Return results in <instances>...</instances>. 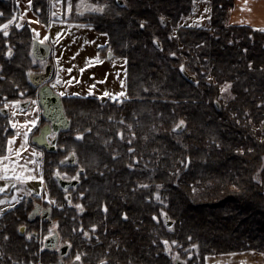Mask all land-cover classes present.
Listing matches in <instances>:
<instances>
[{
  "label": "trees",
  "instance_id": "obj_1",
  "mask_svg": "<svg viewBox=\"0 0 264 264\" xmlns=\"http://www.w3.org/2000/svg\"><path fill=\"white\" fill-rule=\"evenodd\" d=\"M93 1L102 12L68 20L109 35L100 49L127 59V98L63 97L71 126L42 161L47 192L0 215V264H207L264 253V29L229 24L233 0H210L209 26L181 25L194 0ZM31 5L48 24L51 0ZM19 12L17 0H0V13ZM24 33L5 63L0 107L6 94L37 96ZM8 126L0 115V156ZM72 153L75 163H63ZM57 174L80 182L65 190ZM37 202L50 219H30ZM53 222L70 246L64 256L44 246Z\"/></svg>",
  "mask_w": 264,
  "mask_h": 264
},
{
  "label": "rangeland",
  "instance_id": "obj_2",
  "mask_svg": "<svg viewBox=\"0 0 264 264\" xmlns=\"http://www.w3.org/2000/svg\"><path fill=\"white\" fill-rule=\"evenodd\" d=\"M197 2L200 6L197 18L194 20L189 17L185 24L209 26L210 0ZM17 3L20 8L17 14L21 15L18 20L24 19L37 38L52 45L50 61L54 74L50 85L59 95L95 96L113 102L127 98V59L115 54L110 56V51L100 49L108 44L109 35L97 31L93 26L68 20L74 12H102L104 4L93 0H51L50 22L45 24L34 13L29 0H17ZM24 20L18 22L19 28L23 26ZM229 85L223 88L224 100L231 96ZM24 103L14 100L9 105V120L14 135L9 141L8 154L0 156V193H6L0 197V215L15 207L29 194L41 196L47 192L43 162L38 157L44 155V152L33 142L35 132L31 131L34 126L32 121L39 122V114L35 103L27 107H24ZM45 200L54 202L49 196ZM56 226V222L51 224V234ZM62 244L60 241L58 250ZM74 261L73 259L63 264ZM207 264H264V253L244 251L210 255L207 257Z\"/></svg>",
  "mask_w": 264,
  "mask_h": 264
},
{
  "label": "water",
  "instance_id": "obj_3",
  "mask_svg": "<svg viewBox=\"0 0 264 264\" xmlns=\"http://www.w3.org/2000/svg\"><path fill=\"white\" fill-rule=\"evenodd\" d=\"M52 53V45L48 42H44L39 38H36L33 43V56L38 60H48ZM110 56L114 55L113 51H110ZM53 75V64H49L46 69L42 72H32L30 74L31 81L39 87L38 95L40 104L43 108V114L50 123L45 125L38 135L33 137V141L39 146H46L48 150L55 151V145L50 146V139L52 134L60 133L61 131L68 130L71 126V120L67 116L65 111V105L63 97L59 95L49 83L43 84L46 80L50 79ZM54 140L53 143H55ZM76 161V156L72 153L68 158L63 160V163L74 164ZM57 180L60 186L67 190L69 187H75L79 184L80 180L78 178L69 179L66 176L57 175ZM41 214V205L37 204L35 208L30 213V219L33 220ZM52 208L49 207L45 209L42 213L43 220L51 217ZM60 235L56 231L49 235L45 241L44 245L48 249H54L59 245ZM70 249L68 243L63 244L60 247L61 255H66ZM72 264H79V260H76ZM176 264H184L180 260H176Z\"/></svg>",
  "mask_w": 264,
  "mask_h": 264
},
{
  "label": "flooded vegetation",
  "instance_id": "obj_4",
  "mask_svg": "<svg viewBox=\"0 0 264 264\" xmlns=\"http://www.w3.org/2000/svg\"><path fill=\"white\" fill-rule=\"evenodd\" d=\"M18 16H20L21 17V15H19V14H5V13H0V24H5V23H7L10 19L12 20V23L11 24H8V27H7V29H0V80H4V79H6L7 77L5 76V74H4V72H3V70H4V67H6V65H5V63L6 62H8V60H11V59H16L17 58V52H18V43H19V41H18V39H19V37L20 36H22V33L23 34H25L24 33V31H30V32H32V33H34V31L32 30V27L30 26V24H28V22H26L24 19H19L18 20ZM22 20H24L23 21V26H21L20 28H19V26H18V22H20V21H22ZM27 36V35H26ZM37 37L35 36V33H34V35H33V38H32V45H31V60H32V62H31V66H32V68L31 69H29L28 70V72H27V77H28V81L31 83V85L34 87V88H36V91H37V96L35 95V96H33V93H31V92H28L27 94L25 93V91H23L22 93H21V95H22V97L21 98H10V95H8V94H6L4 97H5V99H6V103L4 104V105H2L1 107H0V115H2V116H4V117H7V119H8V121H9V126H8V128L7 129H9L10 130V128L11 129H13V127H12V125H11V123H10V120H9V117H10V107H9V105H10V103L12 102V101H20V102H22V103H24V107H27V106H29L31 103L32 104H36V111H37V114H39V122H36L35 124H34V126L32 127V132H35L34 134H33V136L34 135H38L40 132H41V129L45 126V125H47V124H49L50 123V121L47 119V118H45V116H44V114H43V108H42V106H41V104H40V100H39V95H38V90H39V87H37L32 81H31V78H30V74L32 73V72H42V71H44L45 69H46V67L51 63V61H50V58L48 59V60H38V59H36L34 56H33V43H34V40L36 39ZM11 49V55H8V53H9V50ZM53 74H54V71H53ZM52 78H53V75H52V77L50 78V79H48V80H46L43 84H45V83H51V80H52ZM13 81H14V79H13ZM18 89L19 87H18V84H16L15 85V89ZM27 89V88H26ZM25 95H27V96H30V97H23V96H25ZM13 131H14V129H13ZM58 134L59 133H57V134H52L51 135V137H49V139H50V143H49V145L50 146H53V144L55 145V148H56V150L55 151H57V149H58ZM54 140H56L55 141V143H53L54 142ZM36 145L37 146H39L37 143H36ZM42 150H43V152H44V155H39L38 157H39V159H40V161H43L44 160V158L46 157V154H47V152H55V151H50V150H48L47 149V147L46 146H39ZM67 158V157H66ZM65 158V159H66ZM64 159V160H65ZM69 164H71V163H69ZM57 175H59V174H57ZM57 175H56V177H57ZM64 175H66V177H67V174H64ZM78 176H76V178H77ZM71 179H74V177H71ZM27 196H31V194H29V195H27ZM39 202H37L36 204H35V206L38 204ZM39 205H41V214H40V217L43 219V217H42V213H43V211L45 210V209H47L48 207L47 206H45L42 202H40V204ZM34 206V207H35ZM51 218V217H50ZM50 218H48V219H50ZM47 220V219H46ZM54 233V232H53ZM52 233V234H53Z\"/></svg>",
  "mask_w": 264,
  "mask_h": 264
},
{
  "label": "crops",
  "instance_id": "obj_5",
  "mask_svg": "<svg viewBox=\"0 0 264 264\" xmlns=\"http://www.w3.org/2000/svg\"><path fill=\"white\" fill-rule=\"evenodd\" d=\"M193 13L182 19L181 25H186L185 20L189 17H193L194 20L197 18L196 15L199 14L200 6L197 0H194ZM210 16H211V3H210ZM229 24L236 25H250L258 29H264V0H233V6L230 8ZM1 192L0 194H3ZM6 194V193H5Z\"/></svg>",
  "mask_w": 264,
  "mask_h": 264
},
{
  "label": "snow or ice",
  "instance_id": "obj_6",
  "mask_svg": "<svg viewBox=\"0 0 264 264\" xmlns=\"http://www.w3.org/2000/svg\"><path fill=\"white\" fill-rule=\"evenodd\" d=\"M31 2V0H29V3ZM69 10L71 9V4H69ZM12 23V20L10 19L7 23H5V24H0V29H7V27H8V24H11ZM12 53H11V49L9 50V53H8V55H11ZM173 55H175V53H173ZM184 66L183 65H181V68H183ZM81 71H83V69L81 70ZM32 123L33 124H35L36 123V121H32ZM181 124H183L184 123V121H181L180 122ZM77 135H80V136H82L83 134L82 133H77ZM104 209L105 210H107V205H104ZM125 215H127L126 213H125ZM92 227L94 228V227H96V225H92ZM87 234V233H86ZM50 235H51V233H50ZM168 243V241L167 240H165V244H167ZM78 259H79V257H77ZM102 264H103V262H102Z\"/></svg>",
  "mask_w": 264,
  "mask_h": 264
}]
</instances>
